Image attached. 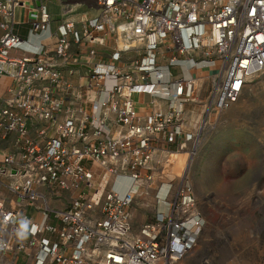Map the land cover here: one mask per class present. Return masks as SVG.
<instances>
[{"label": "built area", "instance_id": "2783aa9c", "mask_svg": "<svg viewBox=\"0 0 264 264\" xmlns=\"http://www.w3.org/2000/svg\"><path fill=\"white\" fill-rule=\"evenodd\" d=\"M24 1L0 0V77L11 79L0 95V139L11 135L0 148V264L18 250L32 264L180 263L203 227L192 185L179 181L136 229L131 209L170 148L192 136L182 113L198 85L180 67L212 70L211 111L228 108L264 69V0H94V15L61 19L51 44L11 56ZM30 16V30L48 29L43 5ZM105 36L115 42L108 61H77L83 48L95 56ZM135 93L151 97V110H137ZM118 176L130 179L122 192L108 184Z\"/></svg>", "mask_w": 264, "mask_h": 264}, {"label": "rangeland", "instance_id": "374dc122", "mask_svg": "<svg viewBox=\"0 0 264 264\" xmlns=\"http://www.w3.org/2000/svg\"><path fill=\"white\" fill-rule=\"evenodd\" d=\"M191 72L194 77L195 69ZM206 92L189 102L196 108L189 118L192 136L180 151L190 159L169 164L149 195H137L138 205L131 209L133 226L149 219L153 208L166 207L176 184L184 180L192 185L202 208L203 227L193 249L178 264H264V69L248 80L226 109L204 107ZM92 168L102 172L94 163ZM110 183L126 180L109 179Z\"/></svg>", "mask_w": 264, "mask_h": 264}, {"label": "crops", "instance_id": "0c3cea01", "mask_svg": "<svg viewBox=\"0 0 264 264\" xmlns=\"http://www.w3.org/2000/svg\"><path fill=\"white\" fill-rule=\"evenodd\" d=\"M39 5H43L46 9L50 19V24L48 29L32 31L30 30V11L33 8H37ZM96 11L97 9L94 0H25L22 5L17 7L15 13V23L13 25V31L22 38V41L17 47L10 51V55H32L39 47V45L51 44V32L55 28L59 20L69 18L77 21L82 16L94 15ZM114 43L115 42H113L109 36H105L103 39V44L97 46L95 56L90 57L89 55H87L86 50L83 48L77 51L75 57L77 61H93L95 59L108 61L109 50L113 47ZM160 59L161 61H163V58ZM78 69H82V72H86L87 70L83 66H80ZM180 69L184 74L191 76V70L195 69L196 73L194 78L195 83L198 85V90L196 91L195 96H199V94L201 95L206 92L208 88L209 76L212 73L211 69L206 67H190L187 63L185 64V66H181ZM10 82L11 79L8 76L0 77V95L4 94V91ZM132 98L135 107L141 113H147L153 107L150 104L151 97L147 94L135 93L132 95ZM156 104L157 105L155 107L158 106L160 108H164L165 106L164 101L162 100H159L158 102H156ZM195 109V106L190 103H186L184 106L182 116L185 130L189 131V126L192 124L190 122L191 115L193 114ZM10 142L11 135L8 136L6 140L0 139V148L7 150L10 147ZM155 190L157 191L158 187ZM154 193L156 195L157 192ZM62 204L63 203H61V205ZM160 208H164V206L159 207L158 209ZM27 211L38 222L46 218L38 212L31 211L30 208L27 209ZM132 222L134 224L133 219ZM141 223L139 222L137 225H140ZM4 261L5 264H32V257L26 254L23 250L8 251L4 253Z\"/></svg>", "mask_w": 264, "mask_h": 264}, {"label": "bare ground", "instance_id": "6f19581e", "mask_svg": "<svg viewBox=\"0 0 264 264\" xmlns=\"http://www.w3.org/2000/svg\"><path fill=\"white\" fill-rule=\"evenodd\" d=\"M257 73V72H254L253 75ZM246 87V86H245ZM236 102V100H235ZM234 103V102H233ZM181 158H184V159H181ZM190 159V155L185 152V151H180V150H174V151H170L169 152V156H168V161L167 163L164 165L165 167L161 170V172L159 174H157L155 176V180H157V178H161V174L163 172V170L169 166V164H171L172 162H178V161H181L183 160L185 162V164L188 162V160ZM116 181L117 179H123V180H126V184H118V183H115L114 184V188L116 190H119L120 192L124 191L125 188L130 184V179L127 177V176H118L115 178ZM264 228V227H263Z\"/></svg>", "mask_w": 264, "mask_h": 264}]
</instances>
